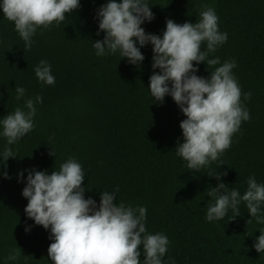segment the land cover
Masks as SVG:
<instances>
[{"label":"trees","instance_id":"obj_1","mask_svg":"<svg viewBox=\"0 0 264 264\" xmlns=\"http://www.w3.org/2000/svg\"><path fill=\"white\" fill-rule=\"evenodd\" d=\"M107 2L79 0L80 7L62 22L37 28L30 48L0 10V120L17 107L27 111L25 100L42 97L34 104L33 129L14 144H7L0 125V157L5 147L15 155L0 163V264H53L47 256L50 229L26 216L22 189L28 171L51 174L69 158L84 170L86 199L98 206L107 191L117 205L146 208V233L169 239L165 264H264V252L253 247L264 223L250 217L243 201L233 219L231 208L220 220L206 219L215 202L207 192L218 183L209 174L226 173L219 182L241 195L250 176L264 185V0H147L154 18L141 24L146 33L162 35L167 19L195 23L210 7L219 31L228 36L208 54L220 64L208 69L206 62L194 61L195 74L208 78L215 67L235 61L232 74L250 119L241 122L219 159L198 171L187 169L176 152L183 142L179 124L186 117L170 95L161 103L148 88L150 75L160 71L151 66L152 45L137 43L144 56L139 64L119 50L96 55L93 43L105 36L97 11ZM41 60L51 67L52 85L35 75ZM16 87L25 89L20 99ZM258 215L264 217V203ZM17 249L20 257L8 260Z\"/></svg>","mask_w":264,"mask_h":264},{"label":"clouds","instance_id":"obj_2","mask_svg":"<svg viewBox=\"0 0 264 264\" xmlns=\"http://www.w3.org/2000/svg\"><path fill=\"white\" fill-rule=\"evenodd\" d=\"M79 7V0H0V10L14 23L25 48L31 47V37L37 28L62 22L66 14ZM97 15L99 30L105 32L103 40L93 43L97 56L119 50L121 57L139 64L144 60L140 47L152 45L151 66L160 71L150 75L148 88L151 96L161 103L165 95H170L186 117L179 124L183 142L178 143L176 152L187 162V169L198 171L218 160L230 147L241 122L250 119V115L241 104V89L232 74L235 61H225L215 67L208 78L195 74L198 69L194 61L197 64L206 62L208 69L220 64L218 57L208 58V54L214 53L228 38L227 33L218 29L215 10L205 8L195 23L167 19L162 35L146 33L141 27L144 21L154 18L147 0H108L98 9ZM202 44L206 45V50H201ZM34 71L39 81L49 85L55 83L47 61L41 60ZM15 91L17 99L24 96L23 87H16ZM244 97L249 99L251 93H245ZM35 103H42V97L37 95L35 99L25 100L27 111L17 107L0 120L8 145L33 129ZM9 157L15 155L10 147H5L0 163H5ZM3 175L10 178L6 172ZM209 175H215L218 183L207 192L215 201L207 207L208 221L224 218L230 208L231 219L239 216L238 205L243 201L250 217H255L257 223H264V217L258 215L264 203V185L250 176L247 190L241 195L219 182L226 173ZM84 177L80 163L69 158L58 171L47 174L33 169L25 178L22 196L27 204L24 212L36 225L50 229L53 242L47 248V256L53 264H141V245L143 264H165L162 257L167 252L169 239L162 233H146V208H133L124 203L117 205L113 202L114 196L107 191L101 193L97 206L91 197H84ZM253 247L259 253L264 252V231L256 237ZM20 255L21 249H17L7 259L17 260Z\"/></svg>","mask_w":264,"mask_h":264}]
</instances>
